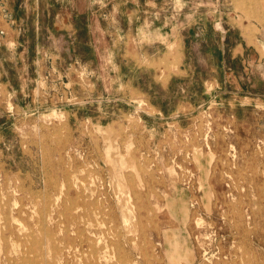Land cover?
Masks as SVG:
<instances>
[{"label": "rangeland", "instance_id": "1", "mask_svg": "<svg viewBox=\"0 0 264 264\" xmlns=\"http://www.w3.org/2000/svg\"><path fill=\"white\" fill-rule=\"evenodd\" d=\"M0 264H264V0H0Z\"/></svg>", "mask_w": 264, "mask_h": 264}, {"label": "bare ground", "instance_id": "2", "mask_svg": "<svg viewBox=\"0 0 264 264\" xmlns=\"http://www.w3.org/2000/svg\"><path fill=\"white\" fill-rule=\"evenodd\" d=\"M234 156V155H233ZM77 194V193H76ZM138 198H139V196H138ZM50 200V199H49ZM71 201V200H70ZM17 206V205H16ZM54 207H55V205H54ZM64 208H65V206H64ZM50 209V208H49ZM142 209V208H141ZM45 210V209H44ZM47 212V211H46ZM61 212V211H60ZM62 213V212H61ZM63 213H65V212H63ZM48 214V213H47ZM22 215V214H21ZM62 218V217H61ZM65 218V217H64ZM68 219V218H67ZM83 219V218H82ZM46 220V219H45ZM44 220V221H45ZM95 221V220H94ZM96 223V222H95ZM98 223V222H97ZM243 224V223H242ZM47 226V225H46ZM65 229V228H64ZM9 230V229H8ZM66 230V229H65ZM69 230V229H68ZM5 232V231H4ZM65 232H67V231H65ZM83 232H85V231H83ZM87 233V232H86ZM4 234V233H3ZM62 234V233H61ZM81 234H82V232H81ZM11 235H13V234H11ZM83 235V234H82ZM75 237H77V235H74ZM80 236V235H79ZM54 237H55V235H54ZM3 238V237H2ZM8 238V237H7ZM6 238V239H7ZM64 238H66L65 236H64ZM83 238V237H82ZM5 239V238H4ZM110 239V238H109ZM127 240V239H126ZM14 241V240H13ZM51 241V240H50ZM110 241V240H109ZM145 241V240H144ZM90 242V241H89ZM102 242V241H101ZM7 243H9L8 241H7ZM56 243V242H55ZM114 243H115V241H114ZM15 244V243H14ZM94 244V243H93ZM120 244H122L121 242H120ZM6 245H8V244H6ZM73 245V244H72ZM16 246V245H15ZM95 246V245H94ZM104 246V245H103ZM146 246V245H145ZM54 247H55V245H54ZM57 247V246H56ZM89 247V246H88ZM96 247V246H95ZM116 247V246H115ZM58 248V247H57ZM56 248V249H57ZM105 248V247H104ZM8 250V249H7ZM6 250V251H7ZM106 250V249H105ZM83 251V250H82ZM117 251V250H116ZM89 252H90V250H89ZM92 252V251H91ZM119 252V251H118ZM53 253V252H52ZM120 253V252H119ZM147 253V252H146ZM16 254V253H15ZM44 255V254H43ZM97 255V254H96ZM95 256V255H94ZM110 256V255H109ZM119 256V255H118ZM117 256V257H118ZM121 256H123V255H121ZM128 256V255H127ZM96 257V256H95ZM118 259V258H117ZM123 259H124V257H123ZM122 259V260H123ZM91 260V259H90ZM111 261V260H110ZM124 261V260H123ZM123 261H122V263H123ZM38 262V261H37ZM251 262V261H250ZM86 263V262H85Z\"/></svg>", "mask_w": 264, "mask_h": 264}]
</instances>
